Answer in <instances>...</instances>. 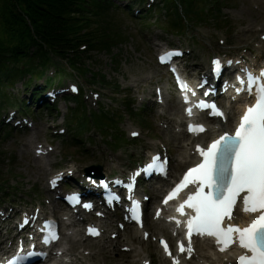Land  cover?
I'll use <instances>...</instances> for the list:
<instances>
[{
  "label": "rangeland",
  "instance_id": "obj_1",
  "mask_svg": "<svg viewBox=\"0 0 264 264\" xmlns=\"http://www.w3.org/2000/svg\"><path fill=\"white\" fill-rule=\"evenodd\" d=\"M222 2L223 5L220 6L221 10L219 12L214 10L212 11L213 13L209 12L204 15L201 14L203 8L213 3L210 0H197L194 9L198 13L201 11L197 18L185 14L177 16V14H173L172 6H168L167 3L157 9L156 15L154 13L148 15L150 20L148 22H146L148 19H134L131 15L132 9L127 12H121L120 10H118V13L115 10L105 12L103 17L111 26V30H106V32L110 38H113L114 42L108 48H102L101 46V48H93L88 51L84 56L83 63L88 70L92 69L95 74L102 76L108 81L107 83L113 89L110 103L113 98L115 100H113L111 106L109 104L103 107L102 117L90 114L89 109L87 108L89 111L87 112L83 105H79L76 110H70L75 108V103L69 102L67 108L70 109L67 110L66 106L63 108L61 103L57 109L59 112L67 111L65 119L62 116L52 118L51 114L56 115L57 112L51 113L49 111L47 119L42 116L43 113L40 114L38 130L34 134L11 133L2 135L0 133V184L3 185L4 190L9 192L8 196L14 195L18 198L22 193L26 196L24 201L33 204L41 203L42 198L47 197L43 190L44 175L40 176L41 171H39L38 166L41 163L34 160L31 152L34 143L30 146L27 144L28 141L32 142L36 138L41 143L47 142L57 146L56 152L48 162L50 165L49 169L53 168V171L64 170L71 163L79 164L82 167L90 164L104 165L111 163L113 158L109 157L108 151L114 149L109 146V143L114 141L113 147H119L122 143V138L119 134H125L124 142L121 146L125 144V148L130 149V151H132V148H137L138 155L142 154L143 148L154 150L156 140L165 141V132L157 126V121L163 117L159 116L160 113L157 110L146 109L138 103V97H142L144 93H147L150 78L155 74L159 75L162 73V70L158 69L153 61L152 52L145 41V36H150V30L154 28L153 25H157L163 31L162 37L168 40L171 39L169 33L184 35L187 46L194 48L198 45L195 57L199 61H201L203 56L214 51H220L216 47V42L219 38L227 40L230 44L229 47H235L234 50H237L247 45L246 40L240 42L236 38L237 35L242 33L246 35L247 28L252 30L255 25L264 23V0H222ZM254 5L259 6V11L253 9ZM160 13L162 15L158 19L157 17ZM93 28L96 30L95 26ZM170 43L175 44L174 39H171ZM57 59H59V56ZM55 66L60 67L64 75L69 79L75 80L81 76L77 73H71L69 65L65 62ZM87 76L83 75V78L88 81L90 77ZM166 80L164 75L163 83H165L168 91V105L173 106L174 99ZM33 82L34 80L30 81L27 78L25 84L19 83L24 84L23 88H21L22 85L18 84L15 90L9 92L10 94L22 92ZM112 85L119 87L118 91H115ZM106 103L108 104L109 101ZM170 113L169 110H166L167 116ZM171 114V116L174 115L173 112ZM107 118H111L114 122L108 121ZM62 123L69 128V132L64 138L53 141L50 135L52 130L49 127L51 125L59 126ZM103 124L107 126L100 131L99 126ZM130 126L139 127L144 132L142 140L135 144L128 142L126 138ZM78 127L79 130L77 129ZM85 131L95 135L98 134L99 136L91 141L89 140L90 138L85 136L86 140L82 143L83 145L72 142L73 135L75 138H83ZM169 133L171 134V132ZM170 147L171 152L175 154L176 147L173 144ZM84 148H86L85 153L82 150ZM92 148H94L93 151H87ZM31 191L34 192L33 196H29ZM146 191L149 192L148 189ZM151 248L153 249V247ZM107 254L110 257L106 259V264H118L131 258V256H127L118 259L120 256L117 254L109 252ZM135 256L133 255L132 257ZM89 261L98 262L97 255L94 258H90Z\"/></svg>",
  "mask_w": 264,
  "mask_h": 264
},
{
  "label": "snow or ice",
  "instance_id": "obj_2",
  "mask_svg": "<svg viewBox=\"0 0 264 264\" xmlns=\"http://www.w3.org/2000/svg\"><path fill=\"white\" fill-rule=\"evenodd\" d=\"M178 55V53H176ZM173 53L161 58L164 63L171 59ZM214 71L220 70V61H213ZM264 72L260 77L249 74L247 92L253 93L255 86V103L246 108L234 133H225L213 141L207 148L197 146L202 160L190 168L180 184L169 194L165 203L178 197L190 185L195 190L188 195L177 211L185 215V208L193 215L187 220L188 247L179 245L180 252L192 254V237L214 238L221 253L227 252L233 245L244 250L237 258V264H264ZM244 82L241 81V84ZM200 109H210L211 115L223 116L214 104L200 102ZM189 115L192 110H187ZM190 132L202 133L201 126L189 127ZM133 136L138 133L133 132ZM158 159V158H156ZM55 184V181H53ZM242 205L245 215H254L246 227L232 223L236 218L234 210ZM89 208L90 205H84ZM138 219V217H136ZM27 222V221H26ZM227 222V223H226ZM179 226V221H177ZM90 235H99L95 229H89ZM50 233L48 240H55ZM168 252L167 244L164 245ZM171 256L172 253L168 252ZM173 264H180L173 260Z\"/></svg>",
  "mask_w": 264,
  "mask_h": 264
},
{
  "label": "trees",
  "instance_id": "obj_3",
  "mask_svg": "<svg viewBox=\"0 0 264 264\" xmlns=\"http://www.w3.org/2000/svg\"><path fill=\"white\" fill-rule=\"evenodd\" d=\"M170 4L169 0L167 5ZM75 6V0H0V54L9 53L11 62L17 65L27 64L30 68L37 66L36 69L41 67L42 70L55 56L63 55L62 53L56 55L57 53L52 50L53 46L60 51L66 48L72 50L78 46V39L89 33L92 41L98 44L94 48L110 47L114 40L106 32L111 30V26L106 22L103 14L113 9L93 3L92 6H88L90 14L87 15L79 13ZM194 8L192 6L187 15L197 18L201 11L198 13ZM75 15L86 17L81 26L74 19ZM3 35L5 36L2 37ZM37 37H41L50 46H48L50 53L44 51L42 47L33 58H28L24 51L37 44ZM80 59V55H76L69 61L72 66L82 68L83 64L77 63ZM9 61L0 57V81L2 80L0 95L5 87L12 85L20 76L17 69L5 77V68ZM28 73L31 71L29 70Z\"/></svg>",
  "mask_w": 264,
  "mask_h": 264
},
{
  "label": "bare ground",
  "instance_id": "obj_4",
  "mask_svg": "<svg viewBox=\"0 0 264 264\" xmlns=\"http://www.w3.org/2000/svg\"><path fill=\"white\" fill-rule=\"evenodd\" d=\"M257 26V25H256ZM240 42H243V41H245L246 39H247V36H245L243 33L240 35H237V37H236ZM238 44V43H237ZM236 44V45H237ZM168 108L171 110V111H173L174 109H172L171 107H169L168 106ZM175 111V113H174V116L175 115H178L179 113H178V111L177 110H174ZM165 139L167 140V142H169L170 144H175L176 143V138L175 137H173V135L171 136V135H169V134H166L165 135ZM29 142H31V141H28V143L27 144H29ZM42 158H43V156L41 157V160H42ZM186 158V152L185 151H183L182 149H177V151H176V155H175V158H174V169H178L179 167H181V165H182V160H184ZM37 162V161H36ZM41 163V162H40ZM39 166V171H44V169H43V167H44V165H42V164H39L38 165ZM41 174V173H40ZM154 229L155 230H157V229H159V227H154ZM134 234H135V236L133 235V239H130L128 236H129V233H127V232H125V234H124V237H123V240L124 241H128L129 243H131L132 245L135 243V242H139L138 244H144L142 241H141V238L139 239V237L137 236V234H136V232H134ZM97 245V242H92V244H91V247L93 248V247H95ZM145 246H147V248H146V252L147 253H149L150 255H152V253H151V251H150V249L148 248V246H149V244H146ZM155 248H156V246H155ZM204 249H206V250H209V248L207 247V245L206 244H201L200 245V249H199V251H200V253H201V255H202V257L203 258H205L206 260H212V255L210 254V253H206V252H204L203 250ZM99 255H98V258H99V260H100V262H102V263H105L106 261H105V257H106V255L101 251V250H99ZM219 257V260H221L222 259V257H220V256H218Z\"/></svg>",
  "mask_w": 264,
  "mask_h": 264
}]
</instances>
